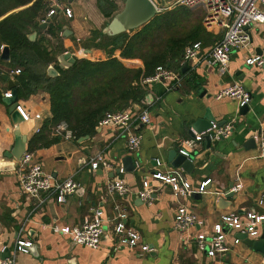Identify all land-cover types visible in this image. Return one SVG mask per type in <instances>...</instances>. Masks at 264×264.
Returning <instances> with one entry per match:
<instances>
[{
  "label": "crops",
  "instance_id": "0c3cea01",
  "mask_svg": "<svg viewBox=\"0 0 264 264\" xmlns=\"http://www.w3.org/2000/svg\"><path fill=\"white\" fill-rule=\"evenodd\" d=\"M152 1L166 7L172 0ZM113 2L117 7L114 15L122 9L123 0ZM63 7L71 10V17L65 15ZM50 17L61 25L59 44L64 52L69 51L76 58L106 59V50L96 46L99 37L94 38L93 34L100 32L111 17L101 13L97 0H67ZM210 30L207 31L213 37L202 43L203 54L222 36L219 30ZM245 32V44L231 53L223 75L216 66L199 58L170 88L162 80L147 84L149 102L143 99L140 110L148 111L149 121L133 127L141 136L135 151L128 149L126 137L113 126H99L94 134L79 139L62 136L59 142L34 150L55 183L73 177L79 184L64 202H57L56 194L51 193L48 200L39 203L37 198L22 192L16 169L0 170V250L8 246L12 255L17 239L31 241V249L15 252L16 264H264L263 251L243 239L233 243L240 232L232 228H224L230 244L226 253L209 256L196 246L197 234L204 230L211 235L213 224L224 214L235 213L242 219L248 211L264 214V152H260L257 144L245 146L250 138L264 132V66L244 62L251 53L259 54L264 49V22L249 25ZM112 55L127 67H142L139 59L121 58L120 49H115ZM7 69L6 65H0L1 73H7ZM232 82H240L250 94L245 113H240L234 99L215 97L220 88ZM7 90V82L0 80V167L8 164L3 153L14 143L12 117L1 98ZM18 104L30 114L28 120L20 123L28 143L51 116L49 94L38 90L27 98H18ZM207 109L217 123L231 125L230 135L208 140L204 137L197 143L193 169L184 172L191 191L174 197L170 187L151 178V174L172 168L166 162L168 148L178 150L182 139L193 137L191 124ZM129 154L139 156L141 162L137 161L132 172H123L122 159ZM97 155L105 165L92 170L90 161ZM145 178L153 190L146 200L138 195ZM116 179H122L129 188L124 196L108 190V184ZM204 181H207L204 191H200ZM231 190L233 195L219 204L218 198ZM193 192L201 196L191 195ZM179 204L196 214L201 223L178 229L174 211ZM117 205L127 213L125 225L139 232L140 243L146 244L148 251L118 243L113 232ZM93 209H101L105 216L104 232L97 247L75 244L54 229L79 224ZM262 228L259 226L258 236L250 239H257Z\"/></svg>",
  "mask_w": 264,
  "mask_h": 264
},
{
  "label": "trees",
  "instance_id": "16d2710c",
  "mask_svg": "<svg viewBox=\"0 0 264 264\" xmlns=\"http://www.w3.org/2000/svg\"><path fill=\"white\" fill-rule=\"evenodd\" d=\"M66 1L0 0V51L3 45L10 49V60L0 59V65L8 67L7 73L20 69L13 76L18 98H27L38 90L47 92L50 98L51 116L30 137L29 151L59 142L64 131L56 133L55 128L60 123L79 139L94 134L107 111L141 105L147 91L142 79L158 66L179 72L185 46L197 41L208 43L213 37L201 18L191 22L190 9L176 6L160 12L140 29L114 36L95 32L94 38L99 37L96 46L106 50V59L76 58L71 66L61 68L57 64V55L64 52L59 44L61 25L52 19L44 29L38 25L47 18L51 3L61 7ZM97 5L105 17H112L117 9L113 0H97ZM34 31L36 37L30 40L28 35ZM115 49H120L121 58L139 59L142 67L125 66L112 55ZM51 64L58 72L55 76L47 74Z\"/></svg>",
  "mask_w": 264,
  "mask_h": 264
},
{
  "label": "built area",
  "instance_id": "2783aa9c",
  "mask_svg": "<svg viewBox=\"0 0 264 264\" xmlns=\"http://www.w3.org/2000/svg\"><path fill=\"white\" fill-rule=\"evenodd\" d=\"M154 3V2H153ZM157 9L162 12L172 9L176 6H185L187 8H203L206 12L205 22L208 27L218 25L222 28V36L208 50L202 52V43L200 41L185 46L181 64L187 63L189 66L196 59L202 58L208 65L217 67L219 74L226 72V67L230 59L231 53L242 47L246 40L247 34L245 28L253 23L264 22V0H172L168 6L160 7L154 3ZM58 3H51L47 12V17L55 13L54 7ZM64 13L67 17H71L72 13L68 7H64ZM43 19L42 21H44ZM246 65L264 66V49L261 53H251L245 58ZM19 68L12 69L8 72L10 77L18 74ZM175 71L158 66L155 72L142 79L141 83L147 86L152 81H165L169 84L177 81ZM11 90L3 93L4 97H10ZM215 97L221 99L224 97L232 98L237 101L239 107L249 103L250 94L240 82H232L220 88ZM16 110L21 115L23 121L30 118V114L24 110L19 104ZM39 118V114L35 115ZM149 121L148 111L133 108V105L117 111H107L103 118L99 121L98 126H113L120 135L126 137L127 147L130 151H135L141 142V136L133 127L137 124H146ZM64 131L65 138L73 137L70 131L66 130V125L60 123L56 126L55 132ZM231 125L223 124L216 126L212 123L211 127L200 133L194 132L190 139H182L178 151L186 158L194 154L197 143L201 141L205 135L211 138H225L230 135ZM255 141L260 152H264V132L255 136ZM100 164L105 165V161L100 155L95 156L90 165L92 170L99 167ZM17 176L20 182L21 190L27 197H35L39 203L48 200L51 193L56 194L57 202L65 201L66 196L74 193L79 184L73 177H67L60 183L53 181L52 175L46 172L39 162L35 152L26 150L17 160L16 166ZM151 178L159 180L163 185H168L174 197L183 196L191 191L190 185L185 177V173L181 168L172 167L165 172L154 171ZM207 181L201 183L199 190L204 191V185ZM239 187V185H238ZM233 189V188H232ZM110 192H116L120 196H124L129 192V188L122 179L113 180L108 184ZM150 181L145 178L142 181V189L138 191V195L142 199H149L152 193ZM43 194V195H42ZM127 213L115 206V225L113 232L117 235L118 243L129 248L139 247L141 251H148L150 248L146 244L140 243V234L137 230L125 225ZM105 216L101 209H93L91 215L84 218L82 222L76 225H63L54 227V229L63 235L69 237L75 244L95 248L99 245L104 232ZM175 225L180 230H185L190 226L201 223L197 215L192 213L185 205L179 204L174 211ZM264 227V214H257L248 211L245 218H240L235 213L222 215L212 226V234L208 235L204 230L196 236V246L199 250L205 251L209 256L223 254L229 251L230 244L227 241L225 227L232 228L240 233H246L247 237L255 238L259 234L258 227ZM241 239L236 237L233 243L239 242ZM31 241L17 239L13 253L10 257L0 259V264H16L15 252L24 251L25 246H30Z\"/></svg>",
  "mask_w": 264,
  "mask_h": 264
},
{
  "label": "water",
  "instance_id": "95a60500",
  "mask_svg": "<svg viewBox=\"0 0 264 264\" xmlns=\"http://www.w3.org/2000/svg\"><path fill=\"white\" fill-rule=\"evenodd\" d=\"M71 1V0H68ZM55 11L59 10L58 6L54 7ZM160 11L157 9L152 0H123V7L120 11L116 12L107 22V24L100 31V36L108 35L114 36L122 32H127L131 30L140 29L146 23H148L154 16L159 14ZM51 20V17H47L44 21L39 23V28L44 29L48 22ZM66 35V32L63 33ZM36 37V32H32L28 35L30 40H34ZM86 51H89L86 49ZM0 59L9 61L10 60V49L9 46L3 45L0 51ZM76 57H73L71 52L67 51L61 53L57 56V64L61 68H66L71 66ZM189 65L187 63H183L179 69V72L176 73L177 78L180 77L181 74L188 71ZM47 74L50 76H55L58 74L57 70L54 66L50 65L47 67ZM1 77L3 80L7 82V88L11 90L12 95L10 97H2V101L8 105V110L11 114L12 121L14 124L13 134H14V143L9 150L4 151L3 156L8 160V164L2 165L0 170H9L13 171L16 169L17 160L20 159L21 155L27 150V138L20 130V123L23 121L21 115L16 110V106L18 105V95L16 90L14 89L15 83L13 78L9 77V74L2 72ZM149 97L145 95L144 100L148 103ZM133 108L138 111L140 109V105H133ZM248 110V105H243L240 107V113H245ZM212 123H215L216 126H222L223 123H217L214 117L211 116L209 110L207 109L204 115L201 118H198L193 121L191 124V129L193 132L200 133L205 131L207 128L211 127ZM96 128H99L97 126ZM194 134V133H193ZM84 138V137H81ZM86 138V137H85ZM205 138L208 140L209 136L205 135ZM248 147H255L256 142L254 138H250L246 145ZM137 161L140 163L141 159L139 156L132 154L126 155L122 159L121 170L123 172H132L136 166ZM193 155L189 158H186L183 154H181L177 149L173 147H169L166 154V162L176 168H181L185 173H190L193 169ZM120 171V168L117 169V172ZM232 185H230V188ZM201 193L193 192L191 195L198 196ZM233 195V191H227L223 196L218 198V203L223 204L225 199L231 197ZM240 239L247 241L249 245H251L254 249L260 250L264 252V227L261 230V233L257 239H250L247 237L246 233H239ZM33 244L30 246H25V249H31ZM11 256V251L8 246L4 247L0 250V259H4ZM227 260V258H226Z\"/></svg>",
  "mask_w": 264,
  "mask_h": 264
},
{
  "label": "rangeland",
  "instance_id": "374dc122",
  "mask_svg": "<svg viewBox=\"0 0 264 264\" xmlns=\"http://www.w3.org/2000/svg\"><path fill=\"white\" fill-rule=\"evenodd\" d=\"M190 9V8H189ZM190 11H191V13L193 14V16H191V19H192V21L191 22H193L195 19H196V17L198 18H201V21H202V24H203V26L205 27V29L206 30H210V31H212V29L213 30H215V29H217V30H219L221 33L223 32V30H222V28L219 26V27H217V25H216V27H213L214 25H212V26H210V27H208L207 26V24H206V22L204 21L205 20V15H206V12H205V10L203 9V8H191L190 9ZM190 23V22H189ZM85 44H83V46H84ZM80 55H81V53H80ZM83 55V54H82Z\"/></svg>",
  "mask_w": 264,
  "mask_h": 264
}]
</instances>
